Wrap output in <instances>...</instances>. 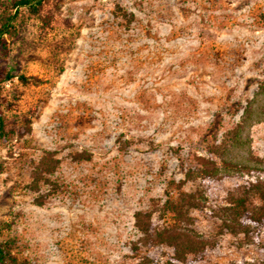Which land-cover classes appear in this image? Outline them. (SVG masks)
<instances>
[{
    "label": "rangeland",
    "instance_id": "1",
    "mask_svg": "<svg viewBox=\"0 0 264 264\" xmlns=\"http://www.w3.org/2000/svg\"><path fill=\"white\" fill-rule=\"evenodd\" d=\"M11 3L0 0V11L12 13ZM263 75L264 0L18 7L12 32L0 36V114L17 132L0 140V242L12 240L28 264H264V227L248 238L221 232L209 212L236 175L182 187L206 184L204 207L190 211L194 234L214 241L200 253L175 260L169 246L140 245L132 218L141 209L158 227L171 222L161 207L167 182L233 126ZM247 135L264 157V121ZM42 150L56 167L30 191Z\"/></svg>",
    "mask_w": 264,
    "mask_h": 264
},
{
    "label": "trees",
    "instance_id": "2",
    "mask_svg": "<svg viewBox=\"0 0 264 264\" xmlns=\"http://www.w3.org/2000/svg\"><path fill=\"white\" fill-rule=\"evenodd\" d=\"M13 12H7L4 6L0 11V36L12 32V20L18 7L25 6L33 13L44 0H11ZM23 83L37 84L34 77L20 75ZM264 121V75L256 82L255 88L247 97L240 109L238 119L227 129L218 141L210 138L207 141L205 155L196 156L194 167L188 169L183 178L167 182L168 190L164 192L161 202L162 210L170 217L171 222L156 226L151 219L150 210H135L132 213L133 226L139 233L138 243L143 246L164 244L169 246L175 260H182L188 254L200 253L204 248L214 244L213 240L198 237L189 227L190 211L203 206L201 199L206 184L212 187L223 179L236 175L232 186L226 191L223 199L209 209L210 214L218 221L221 232L242 235L244 238L258 234L264 227V157L250 152L247 131L255 123ZM30 131L26 120L24 133ZM17 132L4 127L0 114V140L11 143ZM88 152H78L72 157L88 159ZM54 152L42 150L41 156L29 172L28 189L37 191L39 187L50 182L49 175L56 167ZM198 178L203 186L192 191H183L182 187L189 180ZM47 194L36 196L37 205ZM0 264H28L27 260L14 251L12 240L0 242Z\"/></svg>",
    "mask_w": 264,
    "mask_h": 264
}]
</instances>
